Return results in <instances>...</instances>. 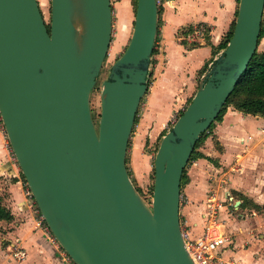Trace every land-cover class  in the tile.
Instances as JSON below:
<instances>
[{"label": "water", "instance_id": "obj_1", "mask_svg": "<svg viewBox=\"0 0 264 264\" xmlns=\"http://www.w3.org/2000/svg\"><path fill=\"white\" fill-rule=\"evenodd\" d=\"M157 0H136L124 52L102 83L98 126L91 93L113 32L111 0H0V116L50 231L76 264H196L181 225V182L195 146L258 48L264 0H239L227 46L155 155L152 203L126 157L149 84Z\"/></svg>", "mask_w": 264, "mask_h": 264}, {"label": "crops", "instance_id": "obj_2", "mask_svg": "<svg viewBox=\"0 0 264 264\" xmlns=\"http://www.w3.org/2000/svg\"><path fill=\"white\" fill-rule=\"evenodd\" d=\"M238 6L239 0H161L157 51L149 68L153 81L134 127L138 122L151 127L155 137L187 105L202 69L223 51ZM197 25L205 27L200 40H188V30ZM197 150L201 155L188 163L181 185L182 226L198 236L209 204L221 202L219 217L231 238L222 255L239 264H264V116L228 106ZM20 169L0 116V199L12 215L0 219V264H74L42 222ZM15 246L26 249L24 259L14 257Z\"/></svg>", "mask_w": 264, "mask_h": 264}, {"label": "rangeland", "instance_id": "obj_3", "mask_svg": "<svg viewBox=\"0 0 264 264\" xmlns=\"http://www.w3.org/2000/svg\"><path fill=\"white\" fill-rule=\"evenodd\" d=\"M38 2L45 21L47 23H50L51 0H38ZM111 3L113 9L112 41L110 44L108 54L104 60L103 66L98 75L96 84L91 93V110L96 126H98L100 119L102 83L104 80L108 78L112 64L124 52L134 27L136 0H111ZM263 48H264V38L261 40L259 45V49H263ZM154 57L155 56L153 55L152 61L153 59H155ZM149 81L150 82L153 81L152 74L151 76H149ZM149 93L147 92L146 95L144 96L145 97L144 102L148 99L147 97ZM189 102L190 101L187 100V105ZM143 105L144 103L142 104L140 117L144 109ZM187 105H185L181 110H179L178 112L179 115ZM173 115L171 116L167 125L164 126V130L160 131L157 136L154 137L153 135H151V131H152L151 127L140 126V122H138V124L134 127V130L132 131V135L130 138V143L126 157V165L132 181L139 189L143 198L146 200V202L149 205H151L152 203L154 172H155L154 170L155 155L163 135L173 125V121H172L174 117ZM138 177H140L141 180ZM34 205L35 208L38 210L39 208L37 204L34 203ZM58 245L60 246L59 242Z\"/></svg>", "mask_w": 264, "mask_h": 264}, {"label": "built area", "instance_id": "obj_4", "mask_svg": "<svg viewBox=\"0 0 264 264\" xmlns=\"http://www.w3.org/2000/svg\"><path fill=\"white\" fill-rule=\"evenodd\" d=\"M157 2L159 5L161 0H157ZM204 31L205 27L203 25H197L189 31L187 38L188 40H200ZM178 112L173 115V124L179 116ZM241 171H243V168H241ZM28 193L32 195L29 187ZM227 199L235 205L233 195H227ZM221 206V202L209 204L203 215L202 232L198 236L192 237L190 232L182 227L185 246L196 264H239L233 259L224 257L221 253L222 248L230 242V235L226 233L223 222L219 217ZM53 240H55V237ZM12 253L17 259H24L27 255L26 249L18 246L13 248ZM74 264L76 263L74 262Z\"/></svg>", "mask_w": 264, "mask_h": 264}, {"label": "trees", "instance_id": "obj_5", "mask_svg": "<svg viewBox=\"0 0 264 264\" xmlns=\"http://www.w3.org/2000/svg\"><path fill=\"white\" fill-rule=\"evenodd\" d=\"M234 24H235V22H234ZM234 24H233L232 28L229 30V32H228V34H227V36L223 42L222 47H224V48L227 46V43H228L230 37L232 36ZM191 30H193V29H190L188 31H191ZM188 31H185V32H188ZM263 38H264V22L262 21V28H261V33L259 36L258 45H260V42ZM156 40H157V37H156ZM196 44H198V43H196V42L192 43L193 46H195ZM156 51H157V47H156V41H155L152 56L156 53ZM206 69H207V65L202 70L205 71ZM148 84H149V76H148ZM191 99H190V101H191ZM230 105H233L236 109H238L244 113H251L254 115L264 116V48L259 49V46H258L257 50L255 51L249 65H248L246 72L238 80L234 90L232 91V93L228 97L226 103L222 107V110L219 113L216 121L220 120L222 118L227 107ZM136 121H137V117H136L135 122ZM215 122H213L211 124V126L209 127V129L202 134V137L199 139V141L197 142V144L195 146V149L191 155L190 161H191V159L195 158L197 155H201V153H199L197 148H198L199 144L201 143V141L203 140V138H205L209 134V132L211 131V129L215 125ZM129 143H130V141H129ZM185 172H186V168L184 169L182 181H183V177L185 175ZM21 175H22V177L26 183V179H25L24 175L22 174V172H21ZM181 185H182V182H181ZM11 217H12V215H11L10 210L2 204V201L0 199V219H10ZM43 221L46 224V221L44 219H43Z\"/></svg>", "mask_w": 264, "mask_h": 264}]
</instances>
